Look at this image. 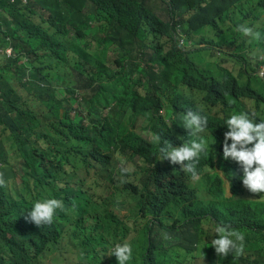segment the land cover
Returning a JSON list of instances; mask_svg holds the SVG:
<instances>
[{"label": "clouds", "instance_id": "obj_1", "mask_svg": "<svg viewBox=\"0 0 264 264\" xmlns=\"http://www.w3.org/2000/svg\"><path fill=\"white\" fill-rule=\"evenodd\" d=\"M252 1L225 15L220 0L0 7V264H264V0L260 17ZM211 55L217 74L202 70ZM58 157L78 191L67 207L32 177ZM54 222L45 263L12 256V232Z\"/></svg>", "mask_w": 264, "mask_h": 264}, {"label": "trees", "instance_id": "obj_2", "mask_svg": "<svg viewBox=\"0 0 264 264\" xmlns=\"http://www.w3.org/2000/svg\"><path fill=\"white\" fill-rule=\"evenodd\" d=\"M60 1L67 2V0H44V6H58ZM197 2H203L206 0H195ZM222 2L221 6L215 7V13H221L223 15L230 12V9L236 6L238 3L245 2L247 0H220ZM10 0H0V7H3V10L8 7ZM113 15L117 18H121L122 13L112 12ZM2 20V18H1ZM257 20V19H256ZM210 19L203 16L201 18L202 23L209 22ZM133 22L136 25H140V20L135 16L133 17ZM127 25L130 22H125ZM193 23V22H191ZM171 104L178 108H192V106L185 99L171 98ZM68 161L67 157H58L51 166L45 165L44 168L47 171V174L43 177H37L33 173V180L36 185L38 194L40 197L45 196H54V198L63 199L65 205L74 200V197L78 195L76 188L68 186L67 189H64L63 178L65 175L62 174V166ZM56 222L52 225H44L34 227L32 233L29 236H23L20 233L12 232V238L10 242V249L12 251V256L15 259L25 260L27 262H39L45 263V258L47 255L56 252L55 244L59 239L61 230L58 226H55ZM55 226V227H54Z\"/></svg>", "mask_w": 264, "mask_h": 264}, {"label": "rangeland", "instance_id": "obj_3", "mask_svg": "<svg viewBox=\"0 0 264 264\" xmlns=\"http://www.w3.org/2000/svg\"><path fill=\"white\" fill-rule=\"evenodd\" d=\"M256 4H257L256 0H253L252 3H250V7L252 9V16L260 17L261 16L260 13L255 10L256 7H257ZM126 7L128 9H130L132 12L135 11L134 8L132 7V5H130V4H128V5L126 4ZM260 9L262 11L264 10L263 7H260ZM249 21L251 22L252 20H249ZM253 24L255 25L256 29H261L264 26V16L262 17V19L259 22H257V23L253 22ZM129 32H130V30H128V29H125V30L122 29V33L123 34L129 33ZM213 34H214L213 40L218 41L219 39H221V38L216 37L215 33H213ZM198 35L201 36V37L211 38L210 32L206 31V30H200ZM224 39H227V38L224 37ZM212 61H213V56L211 55L205 60L203 66H202V70L206 71V72H211L212 74H217L216 70L211 65ZM161 70H162L163 73H165L171 79L172 83L175 86L184 84L189 79L188 75L185 72H183V71H176V70H169V69H161ZM214 77L219 78V76H217V75H215ZM205 246H206V244H200V246H199V250L204 255L206 254L205 251H204Z\"/></svg>", "mask_w": 264, "mask_h": 264}]
</instances>
